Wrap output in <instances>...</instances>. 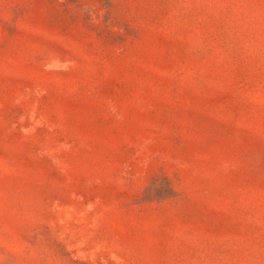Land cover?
Instances as JSON below:
<instances>
[{
    "label": "rangeland",
    "instance_id": "374dc122",
    "mask_svg": "<svg viewBox=\"0 0 264 264\" xmlns=\"http://www.w3.org/2000/svg\"><path fill=\"white\" fill-rule=\"evenodd\" d=\"M0 264H264V0H0Z\"/></svg>",
    "mask_w": 264,
    "mask_h": 264
}]
</instances>
